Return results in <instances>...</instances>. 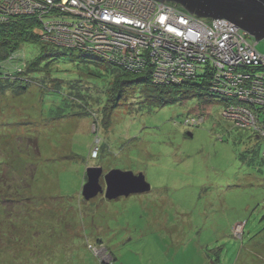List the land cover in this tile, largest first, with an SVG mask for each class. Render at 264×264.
Masks as SVG:
<instances>
[{"label": "rangeland", "instance_id": "374dc122", "mask_svg": "<svg viewBox=\"0 0 264 264\" xmlns=\"http://www.w3.org/2000/svg\"><path fill=\"white\" fill-rule=\"evenodd\" d=\"M28 2L0 0V9L23 15ZM33 31L41 35L37 27ZM249 39L254 40L242 35L240 41ZM133 40L117 49L140 45ZM23 49L28 58L40 56L38 43ZM257 49L264 53V40ZM245 62L257 67L252 73H264L263 64ZM51 67L53 78L81 80L91 90L105 82L88 77L87 67L96 68L93 63L62 56ZM32 76L42 81L45 74ZM153 80L158 83L152 75ZM45 83L51 84L48 79ZM42 88L31 85L27 93L0 96L2 140L8 142L16 133L35 136L39 144L24 138L18 143L14 136L9 147L0 143L6 151L23 147V168L35 166L29 192L39 198L21 237L0 232V264H264L262 122L240 123L222 111L228 102L207 101L198 94L173 92L165 99L175 102L157 105L153 94L158 91L144 85L135 86L113 107L112 98L98 103L103 89L92 90L95 97L87 104L78 100L65 107L45 84ZM244 105L252 112L258 102ZM8 158L4 152L0 161L7 164ZM31 165L23 178H32ZM89 167H102L103 176L112 169L142 172L151 190L114 200L103 193L87 200L82 188ZM104 182L101 177L105 190Z\"/></svg>", "mask_w": 264, "mask_h": 264}, {"label": "built area", "instance_id": "2783aa9c", "mask_svg": "<svg viewBox=\"0 0 264 264\" xmlns=\"http://www.w3.org/2000/svg\"><path fill=\"white\" fill-rule=\"evenodd\" d=\"M27 1L23 15H32L40 21L38 30L45 40L79 49L93 44L94 52L120 67L125 65L138 71L150 67L151 76L158 83L182 81L192 77L202 64L214 63L223 73L219 79L225 88L230 85L227 92L229 95L232 92L235 100L224 111L234 114L240 123L253 124L258 119L263 123L264 133V121L260 120L264 108V73H252L245 65V59L257 66L264 65V54L255 49L258 42L249 49V40L240 41L242 35L249 34L230 21L202 18L175 2L160 0ZM21 14L20 10L7 13L0 9V22ZM230 36L238 43L226 45ZM130 39L132 43L136 39L140 45L128 44L117 49ZM244 101H257L258 111L251 112L252 108L245 106Z\"/></svg>", "mask_w": 264, "mask_h": 264}, {"label": "trees", "instance_id": "16d2710c", "mask_svg": "<svg viewBox=\"0 0 264 264\" xmlns=\"http://www.w3.org/2000/svg\"><path fill=\"white\" fill-rule=\"evenodd\" d=\"M33 19L32 16L18 15L8 18L7 21L0 22V96L6 95L8 92L16 93L17 95L27 93L31 85H39L41 87L40 91H43L42 85L45 84L54 97L59 98L65 107H69L70 105L75 106L78 100H83L87 104L89 99H94L95 97L92 90L103 89L100 92L102 96L96 98L98 103H101L102 100V104H105V101L108 102L109 98H112L109 101V106L113 107L121 105L123 98L135 86L144 85L158 91L153 95L157 96V98L154 97V100H157V105L161 106L168 102H175L173 99H165L168 94H172L173 92L184 93V95L198 94L206 100L220 99L223 102H228L230 105L235 103L232 92H230L231 97L227 92V90L231 89L230 85H226L227 89L225 88L223 81L219 79L223 73L212 62L202 64L192 77L182 81L170 80L164 83H154V81L152 82V70L150 67L146 71L127 68L125 65L120 67L103 56L101 57L102 59L99 58V54L94 52L91 47L93 44L89 43L84 47L85 49H79L57 45L45 40L42 35H38V32L35 33L33 31L34 27L38 29L41 27L40 21L36 18L35 20ZM249 38L253 37L249 36ZM249 42L254 44L256 40L254 39L251 42V39H249ZM27 43H38L40 45L39 57H27L24 49L22 50L23 45ZM255 46V49L259 53L264 54L257 49V45ZM76 50H79V55H74V51ZM62 56H67L72 61L78 59L86 65L93 63L96 68L92 70L93 68L87 67L88 77L96 78L99 82L104 80V84L102 86L99 85V87L96 86L91 90L89 86L84 87L80 82L81 80L78 83H74L71 80H67L65 76L53 78L51 66L58 62ZM44 59L47 60L46 64L41 66ZM252 68L256 67L248 66V69ZM36 72L45 74L42 77V81L32 76ZM46 79H48V83H51L50 85L45 83ZM248 85L249 83L246 84V86ZM147 98L149 102H151L150 99H153L151 95L147 96ZM90 103L92 101H89ZM224 108L225 106H223L222 111ZM110 111L114 110L110 109ZM110 111L107 114V118L111 114ZM188 118L186 117V121H188ZM202 118L204 120V117ZM260 120L264 121V111L260 114ZM188 123L190 124L189 121ZM13 136L18 140V143L24 138L25 140L33 141V144L35 143L39 148L38 139L35 136L23 137V135L15 133L11 135V139L8 138L9 141L13 139ZM2 139L0 135V143H4L6 147L7 145L9 147V141L4 142L5 140L3 139V141ZM29 146L31 145L29 144ZM6 147L4 148L0 144V159L4 152L9 156V163L3 164L0 161V232L6 236L13 234L14 237L19 238L23 233V223L35 213V200L36 198L39 199L29 192L35 180V166L30 164L34 167V169H30L32 178H28L27 176L23 178L25 170L30 166L24 164L25 168H23V147L17 144V148H19L14 151L9 149L6 151ZM12 176H18L19 179L16 180V177ZM98 243L99 245L103 244L101 240ZM109 252L111 253V251ZM112 262H104V264H112Z\"/></svg>", "mask_w": 264, "mask_h": 264}, {"label": "water", "instance_id": "95a60500", "mask_svg": "<svg viewBox=\"0 0 264 264\" xmlns=\"http://www.w3.org/2000/svg\"><path fill=\"white\" fill-rule=\"evenodd\" d=\"M175 2L191 14L202 18L225 19L253 37L256 42L264 40V0H160ZM192 137L191 133H188ZM102 167H89L87 181L82 194L90 200L101 193L109 200L129 197L133 194L146 193L151 184L144 173L112 169L104 175L106 188L100 183L103 176Z\"/></svg>", "mask_w": 264, "mask_h": 264}, {"label": "bare ground", "instance_id": "6f19581e", "mask_svg": "<svg viewBox=\"0 0 264 264\" xmlns=\"http://www.w3.org/2000/svg\"><path fill=\"white\" fill-rule=\"evenodd\" d=\"M238 41L233 38V36H230L227 40H226V45H234V44H237Z\"/></svg>", "mask_w": 264, "mask_h": 264}, {"label": "flooded vegetation", "instance_id": "af4514ba", "mask_svg": "<svg viewBox=\"0 0 264 264\" xmlns=\"http://www.w3.org/2000/svg\"><path fill=\"white\" fill-rule=\"evenodd\" d=\"M103 178H104V176H102ZM105 185H106V183L104 182V187H105ZM101 194H103V193H101Z\"/></svg>", "mask_w": 264, "mask_h": 264}]
</instances>
